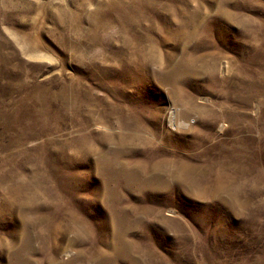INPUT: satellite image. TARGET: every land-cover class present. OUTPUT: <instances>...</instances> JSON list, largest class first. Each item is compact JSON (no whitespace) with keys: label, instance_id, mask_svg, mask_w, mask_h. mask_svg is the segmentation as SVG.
Segmentation results:
<instances>
[{"label":"rangeland","instance_id":"374dc122","mask_svg":"<svg viewBox=\"0 0 264 264\" xmlns=\"http://www.w3.org/2000/svg\"><path fill=\"white\" fill-rule=\"evenodd\" d=\"M0 264H264V0H0Z\"/></svg>","mask_w":264,"mask_h":264},{"label":"bare ground","instance_id":"6f19581e","mask_svg":"<svg viewBox=\"0 0 264 264\" xmlns=\"http://www.w3.org/2000/svg\"><path fill=\"white\" fill-rule=\"evenodd\" d=\"M175 121H176V119H174V118L171 120V125H172L173 127L175 126ZM158 163H159V162H158ZM158 163H157V164H158ZM159 165H160V164H159ZM199 173H200V172H199ZM155 176H156V175H155ZM215 189H217V188H215Z\"/></svg>","mask_w":264,"mask_h":264}]
</instances>
